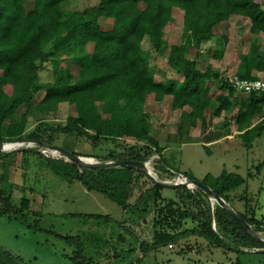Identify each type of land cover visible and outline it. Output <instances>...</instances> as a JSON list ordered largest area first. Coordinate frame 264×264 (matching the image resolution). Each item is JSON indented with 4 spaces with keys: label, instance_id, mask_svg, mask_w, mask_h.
Returning a JSON list of instances; mask_svg holds the SVG:
<instances>
[{
    "label": "trees",
    "instance_id": "1",
    "mask_svg": "<svg viewBox=\"0 0 264 264\" xmlns=\"http://www.w3.org/2000/svg\"><path fill=\"white\" fill-rule=\"evenodd\" d=\"M67 1L70 0H0V146L23 140L44 142L39 128L26 132L29 117L56 112L62 104H68L74 107L75 114L59 125L58 132L85 138L95 148L103 143L113 145L105 155L91 157L100 162H152L159 165L154 169L176 177L178 172L163 159L165 148L151 135V115L146 110L148 104L161 103L167 96L171 98V108L181 110L183 121L190 126H196L198 121L205 123L208 112L214 117L232 112L226 124L232 123L247 146L262 134L264 118L252 123L264 113V94L242 96L224 73L212 67L201 70L197 58L189 56L191 51L197 56L204 45L219 36L232 16H241L249 23V33L244 43L246 51L231 56L235 73L243 79H264L261 0H98L95 7L86 10L66 9L63 4ZM175 8L183 12L179 44H171L166 38V27L175 23ZM104 19L113 22L109 30L102 26ZM146 37L155 52L167 56V64L181 80L166 76L164 81L157 80L152 54L143 47ZM221 38L219 45L209 50L212 58H224L228 35ZM89 45L93 46L91 51ZM67 60L79 69L77 75L64 65ZM43 69L50 72L52 81L41 79ZM40 155L57 175L104 194L124 212L120 221L94 213L68 215L82 218L86 224H116L117 237L114 243L105 241L110 250L97 253L99 258L85 251L87 232L83 237L49 231L73 248L72 254L64 255L69 264H144L146 258L159 264L163 248L191 238L235 254V264H245L241 256L247 253L264 256V243L246 232L220 205L212 207L210 197L197 187H161L135 166L90 168L60 155ZM263 168L264 161L256 167V174ZM201 182L232 209L230 194L245 185L247 179L223 172L218 177L208 174ZM164 189L173 190V197H166ZM12 196V192L0 188V217L42 230L39 219L31 221V200L23 197L17 206ZM239 200L245 202V211L234 212L260 236L264 216L257 217L247 196ZM188 221L194 225L185 227ZM136 224L150 225L147 238L133 231L131 226ZM0 264L28 263L0 247Z\"/></svg>",
    "mask_w": 264,
    "mask_h": 264
},
{
    "label": "rangeland",
    "instance_id": "2",
    "mask_svg": "<svg viewBox=\"0 0 264 264\" xmlns=\"http://www.w3.org/2000/svg\"><path fill=\"white\" fill-rule=\"evenodd\" d=\"M261 2L264 7V0ZM97 4L98 0H70L63 5L64 8L70 10H86ZM174 18L175 23L166 27V38L171 44H179L183 26L182 10L175 8ZM101 22L105 30L112 27V20L104 19ZM220 31L222 32L223 29ZM143 47L152 54V68L157 72V80L164 76L170 79H182L167 64V56L160 55L153 50L148 37L144 39ZM92 48V45L88 46L89 51ZM213 49L214 46L208 44L197 56L195 51H191L189 56L197 58L198 68L201 70L212 67L220 70L224 75L235 72L234 69H225L226 60L211 57L209 50ZM64 65L70 66L74 75L78 74L79 69L69 60ZM46 66L49 67V65ZM41 79L52 81V75L43 69ZM256 94L261 95L262 93L257 92ZM241 95L245 96L243 93ZM146 110L151 115V135L165 148L163 159L171 170L186 173L199 181L208 174L214 177L220 176L223 172L239 174L247 179V183L230 194L233 211H245V202L239 200V197L244 195L249 198L251 207L256 209L257 217L264 216V168L256 174V167L264 161V131L254 139L250 146H247L239 137L236 128L230 123L226 124L230 121L229 116L233 114L232 112H225L221 117H214L208 112L205 123L198 121L196 126H190L183 121L181 110L171 108V98L161 103H150ZM72 114H75L74 107L62 104L56 112L32 115L29 117L30 124L27 133H32L39 128L42 141L46 143L52 141L53 145L68 151H76L81 154V157L100 162L91 155H105L113 147L111 143H103L95 148L85 138L64 135L57 131L59 125H64L67 117ZM30 142L28 148L41 149L40 152H35L39 155L30 153L25 161V171H27L25 179L17 178L14 186L7 185L5 189L13 193L12 202L17 206L20 205L23 197L31 200V221L39 219L42 230L29 228L17 220L0 217V247L20 257L28 264H69L64 255L72 254L73 248L68 247L62 238L49 231L72 236H83L82 234L87 232L84 238L85 251L99 258L98 255L96 256L97 253L110 250L105 245V241L112 240L114 243L118 234L116 224H96L93 221L86 224L84 219L68 215L94 213L109 215L120 221L124 215L122 208L104 194L87 190L81 182L68 181L57 175L49 167L45 158L40 157V153L46 157H57L58 155L42 148L40 142L33 140ZM155 166L159 165L147 162L148 170L154 176L159 175V180L174 181L176 177H169L159 168L154 169ZM249 173H253L254 176L250 177ZM188 187L193 188V186ZM173 192L170 189L163 190L166 197H173ZM211 205L215 207L216 202L211 200ZM193 225L188 221L185 227ZM131 228L143 238H147L150 234L148 224H136ZM259 235L264 239V232ZM95 239H98V244ZM159 258L161 264L168 263L170 258L181 264L191 262L235 264L236 261L235 254L209 247L205 241L197 238L183 240L175 246L163 248ZM241 259L245 264H264L262 263L264 256L259 253H247L242 255Z\"/></svg>",
    "mask_w": 264,
    "mask_h": 264
},
{
    "label": "crops",
    "instance_id": "3",
    "mask_svg": "<svg viewBox=\"0 0 264 264\" xmlns=\"http://www.w3.org/2000/svg\"><path fill=\"white\" fill-rule=\"evenodd\" d=\"M228 24L229 25L223 29L222 33L219 36L213 38V40L207 43L206 45H204V47L210 44L215 48L221 42L222 35H228V43L226 44L225 55L223 58V60H226V64L224 66L225 69L235 70L234 61H232L231 56L234 54L239 55L241 52L246 51L247 45L245 44L247 40H245V38L249 33V23L245 18L235 15L231 17L230 22ZM236 37H239V39H236ZM260 38H261L262 48H264V35L261 34ZM257 75L262 76V73H258ZM164 79H165L164 77H160L159 81H164ZM217 92L220 93L219 90ZM167 98L170 99V97H165L164 101L168 100ZM222 115H224V113ZM230 115L232 116V114ZM231 116H229V118ZM262 118H264V113L263 115L259 117L257 116L255 119H253L252 124H256ZM29 124H30V119L27 124L26 132H28L29 130ZM18 142H23L24 143L23 146H17L14 149H10V150L2 149V151L0 152L3 155V157H0V188L5 189L7 185L14 186V182L17 181V178L25 179V176L27 175V171H25V161L30 153L33 154L35 152L26 150L28 147H30L29 145V143H31L30 140H23ZM158 260H159V264H161L159 257ZM144 264H155V263L151 262V259L146 258ZM166 264H181V263H176L175 260L170 258L168 263Z\"/></svg>",
    "mask_w": 264,
    "mask_h": 264
},
{
    "label": "water",
    "instance_id": "4",
    "mask_svg": "<svg viewBox=\"0 0 264 264\" xmlns=\"http://www.w3.org/2000/svg\"><path fill=\"white\" fill-rule=\"evenodd\" d=\"M5 143V142H3ZM0 146V152L2 151V145ZM40 145L42 148L48 149L52 152H54L57 155L63 156L66 159L72 161L76 165L84 166V167H90V168H109L114 166H120V165H130L135 166L138 169L145 171L147 173L148 178L154 182L155 184L160 185L164 188H178L181 186H193L201 189L206 195L210 197L211 200L216 202L218 205H220L223 209L227 210L229 214L236 220V222L250 235H252L254 238H256L258 241L264 243V239L260 238L259 236L255 235L251 226L238 214H236L229 205L215 192L213 191L209 186L205 185L201 181L187 176L183 173H178L174 181H163L158 180L151 171L148 170L147 163L141 162V161H122V160H116V161H105V162H95L92 159H88L85 157L78 156L71 151H68L60 146L53 145V144H47L45 142H40ZM28 151L33 152H40L41 149L36 148H27Z\"/></svg>",
    "mask_w": 264,
    "mask_h": 264
},
{
    "label": "built area",
    "instance_id": "5",
    "mask_svg": "<svg viewBox=\"0 0 264 264\" xmlns=\"http://www.w3.org/2000/svg\"><path fill=\"white\" fill-rule=\"evenodd\" d=\"M224 77L232 86V88H234L237 92L248 95L256 94L257 92H261L262 94H264V79L261 77L251 80L243 79L240 76H238L235 72H232L230 74H225ZM23 144H24L23 142H5L3 143L2 148L10 150V149H14L17 146H23ZM7 145H12V147L7 148L6 147Z\"/></svg>",
    "mask_w": 264,
    "mask_h": 264
},
{
    "label": "bare ground",
    "instance_id": "6",
    "mask_svg": "<svg viewBox=\"0 0 264 264\" xmlns=\"http://www.w3.org/2000/svg\"><path fill=\"white\" fill-rule=\"evenodd\" d=\"M6 147H7V148H11V147H12V145H7Z\"/></svg>",
    "mask_w": 264,
    "mask_h": 264
}]
</instances>
